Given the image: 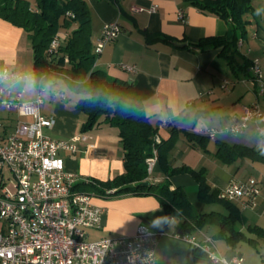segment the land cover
Here are the masks:
<instances>
[{"label": "crops", "instance_id": "0c3cea01", "mask_svg": "<svg viewBox=\"0 0 264 264\" xmlns=\"http://www.w3.org/2000/svg\"><path fill=\"white\" fill-rule=\"evenodd\" d=\"M86 1L90 8L94 46L106 23L117 20L121 26L118 36L107 43L97 55L96 68L105 71L111 78L125 80L134 85L147 116L158 128L156 135L161 140L159 146L162 144L165 147L172 135H175L174 146L169 155L171 167L205 168L212 189H219L221 193L236 179L253 177L260 186L255 207L243 208L238 201L232 200L240 207L243 217V221L236 224V230L245 233L235 245L226 238L217 237L220 229L217 223L195 226L183 232V218L178 215L167 218L160 198L146 193H111L101 195L103 198L93 197L95 204L103 208L102 224L89 229L87 238L95 234V239L108 235H132L143 221L166 232L160 237L157 247L161 262L222 264L211 261L201 249L175 236V233L181 232L195 237L212 249H217L229 260L236 255H242L243 264H249L246 252L239 248V244L247 240L258 249V240H264V237L249 228L258 226L264 229V136L259 135L255 123H251L241 132L242 142L234 144L254 148L258 157L247 156L227 162L216 155V150L221 142L232 143L218 139L219 134L211 137L203 131L227 124L231 121L232 114L241 106L253 103L261 106L263 116L260 122L264 125V94H259L252 70L253 62L258 59L264 73V0H252L253 8L245 17L248 21L247 30L240 34L236 60L242 65L247 60L250 65L247 70L237 71L220 54L221 48L202 50L193 44L203 37L225 36L229 30V24L224 18L200 9L194 0ZM153 5H156V11L149 12L148 9ZM134 6H141L145 10L135 11ZM180 10L184 12V20L179 17ZM67 35L66 32L63 36ZM25 39L29 40L31 46V41L22 27L0 18V67L6 66L16 73L26 75L23 80L5 85L13 84L15 88L22 89V100H34L39 87L49 83L39 85L34 70L32 82L25 73L31 63V57L27 58L25 52ZM30 48L32 50V46ZM27 51L30 52L29 48ZM59 78L64 79L68 85L65 78ZM57 80L58 78L55 84L49 85L55 87ZM224 80L230 82L227 89L222 87ZM44 89L43 93L46 91L45 87ZM57 91L60 90L51 91L49 100L52 101L41 111L44 116L54 119V124L46 127L45 132L47 130L46 133L56 139H71L83 132L81 127L86 121V114L76 108L79 96L72 102H65L64 92ZM44 102L45 100L43 104ZM9 116L7 114L0 119ZM186 131L205 135L207 138L202 142L190 140ZM83 133L89 136V140L79 142L78 151H60L66 168L76 175L79 182L90 178L106 180L124 171L121 138L118 129L109 120ZM210 138H217L216 143L212 145ZM89 143L93 144L90 148ZM166 179L170 183V189L182 187L197 213L222 211L219 205L205 204L199 199L198 183L188 171H178L168 176L159 162L158 152V161L150 173L147 170L146 180L159 185ZM263 260L264 256L258 260L254 258V264H262Z\"/></svg>", "mask_w": 264, "mask_h": 264}, {"label": "built area", "instance_id": "2783aa9c", "mask_svg": "<svg viewBox=\"0 0 264 264\" xmlns=\"http://www.w3.org/2000/svg\"><path fill=\"white\" fill-rule=\"evenodd\" d=\"M156 9L153 5L148 10ZM133 10L145 8L134 6ZM178 14L185 19L182 10ZM120 31L117 20L106 23L94 46L95 54H100ZM61 38L60 34L53 37L49 51L57 50ZM252 70L262 95L264 73L258 59ZM25 78L9 67H0V109L15 111L19 117L13 128L5 125L7 117L0 119V264H170L159 261L157 255L160 237L166 232L143 221L132 235L87 238L89 229L101 226L103 208L95 204L92 193L76 187L78 178L66 168L60 151H78L79 142L88 141L89 136L82 132L71 139H56L47 134L45 128L51 127L54 119L41 112L44 87H39L36 99L22 100V89L5 85ZM229 86V80H224L222 87ZM262 116L259 103L243 105L227 124L203 132L214 137L225 132L239 134L255 123L257 133L264 136ZM159 139L155 135L150 157L153 168L158 161ZM92 146L88 144V148ZM259 193L258 181L250 177L231 181L221 194L243 208H253ZM175 236L206 248L230 264L244 263L242 255L229 260L189 234L177 232Z\"/></svg>", "mask_w": 264, "mask_h": 264}, {"label": "trees", "instance_id": "16d2710c", "mask_svg": "<svg viewBox=\"0 0 264 264\" xmlns=\"http://www.w3.org/2000/svg\"><path fill=\"white\" fill-rule=\"evenodd\" d=\"M194 3L200 9L224 18L229 30L225 36H207L193 44L202 50L221 48L220 54L233 70H247L249 61L246 60L242 65L238 64L236 58L240 34L247 30L248 21L245 17L253 8L252 0H194ZM0 18L22 27L26 32L31 41L34 76L39 85H52L57 78L63 77L73 90L84 95L76 103V108L86 114L81 131H88L106 120L118 129L124 171L106 180L90 178L81 181L76 185L78 189L99 195L111 194L107 193L110 189H114L115 194H155L160 198L167 218L174 215L183 218V232L195 226L217 223L220 227L217 237L226 238L233 245L245 236V233L236 230V224L243 221L240 207L222 196L219 189H212L205 168L171 167L169 155L175 135L165 147L158 145L159 162L165 173L169 176L178 171H188L198 183L199 199L205 204L219 205L222 211L197 213L182 187L170 189L167 179L159 185L146 180V160L152 154L158 128L147 116L133 84L111 78L105 71L96 68L91 14L86 0H0ZM63 28L67 29L68 35H61V43L56 51H49L51 40ZM4 122L6 126H12L10 117ZM172 132L175 130L172 129ZM186 132L190 140L202 142L207 138L205 135ZM216 155L232 162L241 157H258V152L249 146L221 142ZM249 228L264 237L262 227Z\"/></svg>", "mask_w": 264, "mask_h": 264}, {"label": "rangeland", "instance_id": "374dc122", "mask_svg": "<svg viewBox=\"0 0 264 264\" xmlns=\"http://www.w3.org/2000/svg\"><path fill=\"white\" fill-rule=\"evenodd\" d=\"M67 32V29L63 28L61 29V32L62 34H60V36L62 35H65V33ZM24 47H25V52L27 54V58L28 56L31 57V63H29V70H27L25 73L29 75V80L32 82L33 81V77H32V71H33V50H31V46H30V43H29V40H26L24 41ZM29 48V51H27V49ZM46 88V91L43 93V98L45 100L44 104L42 103L41 104V111L44 110L46 107L49 106V104L51 103L52 100H49L50 97H51V91H54L55 89H59L60 91L64 92V94L66 95V99L64 100L65 102H72L73 100H75V98H77L78 96H84L82 93H78L76 92L75 90H73L72 88H70L64 79L62 78H58L57 80V85L55 87H52L50 86L49 84L45 85L44 86ZM52 88V89H50ZM26 97V96H25ZM25 97H23V99H26ZM53 99H60V98H53ZM10 115V123H12V126L11 127H14L17 120L19 119V117L17 116V113L16 112H10L6 109H0V117H3L5 115ZM47 132V130H46ZM243 135V134H242ZM241 133L239 134H232V133H222V134H219L217 136L218 139L220 140H224V141H228L229 143H238V142H242V136ZM254 135H257L256 137H259L258 134H254ZM217 138H210V143L213 145L216 143V139ZM115 191V190H114ZM90 193H92L94 196V199L95 198H103L101 195H97L95 194V192H92V191H89ZM111 197H114V196H111ZM249 236H253L251 234H249ZM97 238V235H93L91 236L89 239H95ZM259 243L257 244L258 245V249L257 247L254 245V244H250L247 240H243L240 242L239 244V248L241 250H243L244 252H246V257H248V261L247 263L249 264H254V258L255 259H261L262 256H264V244H263V238L259 239L258 240Z\"/></svg>", "mask_w": 264, "mask_h": 264}, {"label": "bare ground", "instance_id": "6f19581e", "mask_svg": "<svg viewBox=\"0 0 264 264\" xmlns=\"http://www.w3.org/2000/svg\"><path fill=\"white\" fill-rule=\"evenodd\" d=\"M96 46V43H95ZM211 137H214L213 135L207 134ZM161 140L159 139L158 141H156V154H158V148L157 145L160 144ZM151 155L147 158L146 163H147V170L149 171V173L153 170V165H152V160H150ZM108 193H113L114 190H109L107 191ZM201 249L206 256L213 262L216 263H222V264H230L229 261H225V259H220L218 258L216 255H214L212 252L206 250V248H199Z\"/></svg>", "mask_w": 264, "mask_h": 264}]
</instances>
